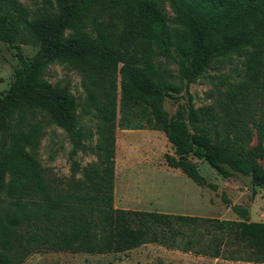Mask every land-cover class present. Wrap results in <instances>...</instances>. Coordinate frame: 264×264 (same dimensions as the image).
Here are the masks:
<instances>
[{"label":"trees","instance_id":"16d2710c","mask_svg":"<svg viewBox=\"0 0 264 264\" xmlns=\"http://www.w3.org/2000/svg\"><path fill=\"white\" fill-rule=\"evenodd\" d=\"M27 1L35 7L0 0V40L38 47L28 60L18 50L22 67L0 95V264L39 251L124 252L147 243L264 262V221L116 208L113 197L117 128L163 131L174 147L166 165L199 185L212 186L188 154L228 177L225 161L264 187V0ZM232 57L242 77L217 91L213 105L190 103L186 119L168 114L165 97ZM53 62L81 74L82 110L94 129L77 118L68 88L46 79ZM51 123L70 143L67 177L48 175L37 156ZM79 154L94 160L82 164Z\"/></svg>","mask_w":264,"mask_h":264},{"label":"rangeland","instance_id":"374dc122","mask_svg":"<svg viewBox=\"0 0 264 264\" xmlns=\"http://www.w3.org/2000/svg\"><path fill=\"white\" fill-rule=\"evenodd\" d=\"M23 4L34 8L27 1ZM171 19L173 13L167 6ZM38 47L29 43L9 44L0 40V95L15 79L22 67L18 50L28 60ZM168 63V62H167ZM176 72V64H167ZM242 66L236 57L221 66L210 67L194 82L174 97H165L163 105L170 116L186 119L187 108L213 105L217 91H223L242 77ZM45 77L51 83L66 86L74 95L79 121L94 129L95 119L82 110L85 92L81 74L74 68L53 62L46 68ZM264 119V108L260 111ZM119 116V113L118 115ZM114 206L133 210H154L226 220L264 221V187L246 184L235 175L223 177L207 162L187 155L209 185H199L180 169L166 165L164 155L174 154V147L163 131L149 128L121 129L115 132ZM255 139L251 143H254ZM264 143V141H263ZM70 143L63 129L55 124L44 128L37 156L46 173L56 177L70 174L67 154ZM82 164L94 160L93 155L79 154ZM264 167V156L259 160ZM234 206L240 207L237 212ZM20 264H264V262L230 260L225 255L212 257L147 243L124 252L87 253L71 251H39L24 256Z\"/></svg>","mask_w":264,"mask_h":264},{"label":"water","instance_id":"95a60500","mask_svg":"<svg viewBox=\"0 0 264 264\" xmlns=\"http://www.w3.org/2000/svg\"><path fill=\"white\" fill-rule=\"evenodd\" d=\"M220 165L223 167V169L225 171H227L228 173L235 175L238 177V179H240L241 181H243L246 184L251 183L252 180V176L251 174H246L238 169L233 168L229 163L225 162V161H221Z\"/></svg>","mask_w":264,"mask_h":264},{"label":"crops","instance_id":"0c3cea01","mask_svg":"<svg viewBox=\"0 0 264 264\" xmlns=\"http://www.w3.org/2000/svg\"><path fill=\"white\" fill-rule=\"evenodd\" d=\"M175 169V168H174Z\"/></svg>","mask_w":264,"mask_h":264}]
</instances>
